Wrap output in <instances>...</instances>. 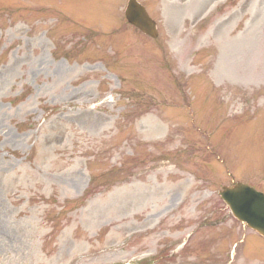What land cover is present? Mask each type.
<instances>
[{
	"label": "rangeland",
	"instance_id": "obj_1",
	"mask_svg": "<svg viewBox=\"0 0 264 264\" xmlns=\"http://www.w3.org/2000/svg\"><path fill=\"white\" fill-rule=\"evenodd\" d=\"M128 1L0 0V264H264V0Z\"/></svg>",
	"mask_w": 264,
	"mask_h": 264
},
{
	"label": "water",
	"instance_id": "obj_2",
	"mask_svg": "<svg viewBox=\"0 0 264 264\" xmlns=\"http://www.w3.org/2000/svg\"><path fill=\"white\" fill-rule=\"evenodd\" d=\"M124 17L126 22L149 38L158 36L156 24L145 9L136 1L127 2ZM218 196L238 222L264 238V195L253 188L237 183L233 187H224Z\"/></svg>",
	"mask_w": 264,
	"mask_h": 264
}]
</instances>
